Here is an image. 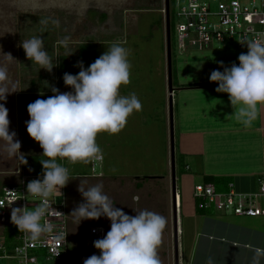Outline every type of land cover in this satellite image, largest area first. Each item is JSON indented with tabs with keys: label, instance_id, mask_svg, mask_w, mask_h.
<instances>
[{
	"label": "rangeland",
	"instance_id": "374dc122",
	"mask_svg": "<svg viewBox=\"0 0 264 264\" xmlns=\"http://www.w3.org/2000/svg\"><path fill=\"white\" fill-rule=\"evenodd\" d=\"M164 13L163 0H0V66H7L10 81L8 88L9 91L15 90L7 94L6 101L0 100V103L9 110V131H14L17 134L14 139L21 142L18 155L23 154V149H26V153H31L32 150L42 151L39 143L27 132L26 121L30 119V116L24 102L28 96H35L29 97V101L34 102L38 98L47 99L54 95L51 91L52 87L58 88L61 92L72 91L73 89L64 83L63 72L78 74L80 68L75 66L78 61L86 60L84 67H88L107 51L108 45L113 43H119L129 50L128 59L132 65L131 83L122 86L120 92L122 95L136 93L142 103V110L134 112L128 118L126 127L119 134L98 135L97 143L101 148L100 154L103 155L102 162L97 161L96 158L88 163L57 160L68 169L70 181L67 184V199L70 213L79 203L84 202V198L78 191L81 181L87 189L96 184L95 176L101 172L107 171L109 175H120L121 178L131 176V180H133L132 176L138 175L145 177V182L152 176L169 175L172 186L170 123L168 124L170 92L167 50L164 51V46L166 49ZM53 21L59 23L56 24ZM33 36H41L44 39L45 50L53 65L51 72L40 69L38 64L28 60L23 47L20 46L23 39H30ZM65 36L70 37L67 48L57 43ZM89 43L93 44V48L88 55L83 56L82 45ZM176 43L173 29L174 59L175 54L179 52ZM214 44L215 46H240L236 40ZM34 80H36L35 83ZM176 101L174 94V106L177 107ZM176 113L174 111L175 130L178 129ZM15 157L17 156H8L4 142L0 141V169H3L1 172H10L4 171V159L9 160L10 163L6 164L8 167L12 165ZM40 159L47 158L41 156ZM188 174H190L188 170L179 164L176 165L178 187L190 195L194 192V185L189 182L183 183L186 180L189 181L187 178L183 179ZM157 182L150 183L151 193L161 189L157 187L159 183ZM102 184L104 193L110 197L115 207L128 211L124 209L127 199L121 197L126 196L125 193L127 195L135 193V187L133 190L123 191L121 184L111 179ZM123 184L127 188L130 186L129 183ZM224 191H228L226 186L223 187L222 192ZM62 200L61 195L56 197V202L60 203ZM130 201L131 198L128 200L131 204ZM167 203V196L162 199L154 195L150 198L140 196L137 205L132 204L133 210L127 214L136 215L134 209H147L166 217L167 226L164 234L170 242L172 240V247H174V212L172 207V215L169 214ZM209 214L219 216L223 214L231 217L232 220L240 218L238 220L247 223L264 221V216H237L232 212L218 211L213 208L210 209ZM70 218V245L74 252V264H83L84 259L89 256L100 254V250L94 246V241L107 234L111 221L104 216L99 219H84L80 223L73 215ZM98 226L105 229L104 235L91 233V229ZM14 231L15 228L11 225L7 228L9 241ZM166 248L167 245L163 239L159 248V253L161 250L162 252L159 256L167 254ZM162 264L167 263L162 261ZM172 264H176L175 252Z\"/></svg>",
	"mask_w": 264,
	"mask_h": 264
},
{
	"label": "clouds",
	"instance_id": "9594fccd",
	"mask_svg": "<svg viewBox=\"0 0 264 264\" xmlns=\"http://www.w3.org/2000/svg\"><path fill=\"white\" fill-rule=\"evenodd\" d=\"M46 23V21H41ZM58 24V21H53ZM70 37L65 36L57 43L67 48ZM248 49L238 56L230 67L213 70L211 82H218L216 91L227 93L234 108L236 120L250 127L264 109V40H240ZM28 60L38 64L40 69L52 71L51 58L44 47L41 36L23 39L21 45ZM10 54V53H9ZM71 54V53H70ZM69 54V55H70ZM10 56H12L10 54ZM129 50L119 43L108 45L88 67L78 61V74L64 73L66 86L73 90L61 92L52 87L54 95L47 99H36L27 106L30 119L26 121L27 132L43 149L40 160L43 166L41 179L27 183V195L38 197L40 203L34 209L13 207L11 222L25 238L38 241L42 235L52 234L54 225L44 220L46 215H55L57 210L49 203L50 197L69 183L68 169L57 162L68 160L71 163H88L97 158L101 148L97 137L101 133L119 134L127 125L128 118L142 110V103L136 93L122 95V86L131 83V62ZM7 66H0V100H7L9 91ZM9 110L0 103V141L9 157L18 156L21 142L16 133L9 131ZM27 163V161H26ZM25 163V164H26ZM78 191L84 202L73 209L79 223L84 219H99L104 216L111 221L107 234L94 241L100 254L84 259L83 264H162L159 248L163 243V233L167 219L163 215L147 209L137 210L136 215L127 214L122 208L115 207L110 197L104 193L103 184L98 183ZM43 221V222H42ZM55 239H64V233L57 232ZM252 264H259L264 257V249L255 248ZM59 253L57 254V256ZM207 264H214L212 257Z\"/></svg>",
	"mask_w": 264,
	"mask_h": 264
},
{
	"label": "crops",
	"instance_id": "0c3cea01",
	"mask_svg": "<svg viewBox=\"0 0 264 264\" xmlns=\"http://www.w3.org/2000/svg\"><path fill=\"white\" fill-rule=\"evenodd\" d=\"M247 51V47L213 44L203 50L189 47L175 54L174 94L177 100V139L180 156L185 164L184 169L190 172L183 178L189 181L183 183L189 182L194 185L193 188L196 184L204 182L205 176L211 175L231 178L233 189L240 194L252 195L264 191V109H261L250 127H245L232 115L234 108L228 94L217 92L218 82H211L209 79L213 70H224L220 61L228 67L233 62L238 65V56ZM184 84L201 85L182 87ZM25 151L26 149H23V154L18 156L23 157L28 154ZM42 153L43 149L41 152L32 150L30 154L41 157ZM21 160L15 157L12 165L7 167L6 164L10 162L4 159V171L10 172L3 173L1 172L3 169H0V192L5 185L21 182L26 173L21 167ZM105 172L95 176L96 184L111 179L113 182L118 181L123 191L133 190L135 187V193L130 195L125 193L126 196L121 197L127 199L126 205L124 204V209L128 210L125 211L126 213L133 210L131 205H137L140 196L150 198L154 195L159 199L167 196L168 212L172 215V186L169 175L152 176L145 182V177L138 175L132 176L133 181L131 176L121 178L120 175H109L107 171ZM155 181L159 182L157 187L161 189L151 193L149 185ZM124 182L129 183L130 186L127 188ZM177 189L180 200L178 205L176 198L175 211L178 222L180 264L182 261L183 264H207L209 257H212L214 264H252L253 250L257 247L264 249V221L247 223L238 220L240 218L232 220L231 217L223 214L221 216L199 214L194 192L187 195L179 189L178 184ZM130 198L131 204L128 203ZM258 201L264 207V196ZM69 206L68 200V210ZM69 214L71 216L70 210ZM170 236L171 239L172 234ZM163 239L167 245V254L164 253L160 258L162 257L161 260L167 264H172L175 252V248L172 247L173 242L172 240L170 242L164 233ZM259 264H264V257L260 258Z\"/></svg>",
	"mask_w": 264,
	"mask_h": 264
},
{
	"label": "built area",
	"instance_id": "2783aa9c",
	"mask_svg": "<svg viewBox=\"0 0 264 264\" xmlns=\"http://www.w3.org/2000/svg\"><path fill=\"white\" fill-rule=\"evenodd\" d=\"M165 5V3H164ZM173 8V29L177 48L185 51L189 47L203 50L214 43L236 40H264V0H171ZM165 14V13H164ZM99 155L96 160H102ZM42 174L25 173L19 184H8L0 192V264H74L70 245V214L68 210L67 185L50 197L49 203L57 210L55 215H46L44 220L54 225L52 234H45L38 241L25 238L11 222L13 207L34 209L40 203L38 197L27 195V183L41 179ZM264 190V187H263ZM63 200L58 203L56 197ZM264 191L252 195L230 190L220 192L213 183H198L194 187L195 199L201 200L200 206L218 211L232 212L237 216H260L264 207L258 199ZM177 202L180 194L177 189ZM43 222V221H42ZM15 231L11 241L7 237V228ZM64 233V239L54 238L57 232ZM92 234L104 235L103 227H93ZM14 238V239H12ZM59 255L57 256V254Z\"/></svg>",
	"mask_w": 264,
	"mask_h": 264
},
{
	"label": "trees",
	"instance_id": "16d2710c",
	"mask_svg": "<svg viewBox=\"0 0 264 264\" xmlns=\"http://www.w3.org/2000/svg\"><path fill=\"white\" fill-rule=\"evenodd\" d=\"M171 15H173V8L171 9ZM171 31H173V19H171ZM82 47L84 48L82 51V55L86 56L92 50L93 44H85V45H82ZM83 62L85 64L87 61L85 60ZM63 67H65V66H63ZM63 73H65V72H63ZM172 76H173V85H176V67H175V59L173 58V53H172ZM199 85H201V84H184V85H182V87H195V86H199ZM31 93H33V91ZM29 95H33V94H29ZM29 97L34 98L35 96H28L27 97V99L24 102V105L26 106V108H27L29 103L33 102V101H29ZM174 111L177 112L176 106H174ZM177 136H178V129L175 130L176 165L179 164V165H181V167H184L185 164L182 160V157L180 156L178 139H177L178 137ZM23 157L27 161V163H26L25 160H23V159L21 160V167L24 170V172L33 173V174H42L43 173V166L40 163V160H42V159H40V157H38L34 154H30V153L23 155ZM230 182H232L231 178H224V177H217V176L209 175V176H205L203 183H213L216 186V189L218 191L222 192L224 186H226L229 189V185L231 184ZM200 201L201 200L196 199L197 212L199 214H209L210 209H212V208L201 207ZM72 256H73L72 260L74 262L73 250H72Z\"/></svg>",
	"mask_w": 264,
	"mask_h": 264
},
{
	"label": "water",
	"instance_id": "95a60500",
	"mask_svg": "<svg viewBox=\"0 0 264 264\" xmlns=\"http://www.w3.org/2000/svg\"><path fill=\"white\" fill-rule=\"evenodd\" d=\"M165 21H166V50L168 60V81H169V107H170V149H171V164H172V202L174 208V248H175V263L179 262V243H178V222L175 211V201L177 195V176H176V145H175V124H174V92L172 76V31H171V12L170 0H165Z\"/></svg>",
	"mask_w": 264,
	"mask_h": 264
},
{
	"label": "flooded vegetation",
	"instance_id": "af4514ba",
	"mask_svg": "<svg viewBox=\"0 0 264 264\" xmlns=\"http://www.w3.org/2000/svg\"><path fill=\"white\" fill-rule=\"evenodd\" d=\"M164 1V3H165V0H163ZM170 3H171V0H170ZM104 16V15H103ZM172 33V32H171ZM81 44H83V42H81ZM90 44V43H89ZM34 82H36V80H34Z\"/></svg>",
	"mask_w": 264,
	"mask_h": 264
}]
</instances>
